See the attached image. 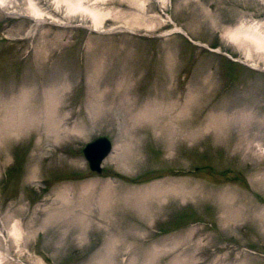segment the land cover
<instances>
[{"label":"rangeland","instance_id":"1","mask_svg":"<svg viewBox=\"0 0 264 264\" xmlns=\"http://www.w3.org/2000/svg\"><path fill=\"white\" fill-rule=\"evenodd\" d=\"M2 1L0 264H264V0Z\"/></svg>","mask_w":264,"mask_h":264},{"label":"bare ground","instance_id":"2","mask_svg":"<svg viewBox=\"0 0 264 264\" xmlns=\"http://www.w3.org/2000/svg\"><path fill=\"white\" fill-rule=\"evenodd\" d=\"M67 3H68V6H69V8L71 9V10H73V11H82V12H87V14L89 13L91 16H92V18H93V21H97V24L96 25H100V23L102 22V20L106 17V15H102V13L101 12H98V11H96V10H94V9H90V8H88V7H86V6H84L83 4H82V1H74V0H65ZM0 3H4L2 0H0ZM30 3H31V5H32V11L35 13V14H39L40 12L37 10V9H35V4L30 0ZM108 15V14H107ZM242 35H244L248 40H250V41H252V42H254L256 45H257V48L259 49V51L260 50H264V40H262V37H261V35L259 34V32H258V30H256V29H250V28H248L247 30H245V31H243L242 32ZM240 36V33H239V31H236V32H233V33H231L230 35H229V37H231V39H233V40H236L238 37ZM241 37V36H240ZM63 94V93H62ZM58 97V96H57ZM56 98V97H55ZM93 104V103H92ZM17 105H18V109H19V106L20 105H25V101L22 99L21 101H20V104H18L17 103ZM51 103L50 104H43V106L45 107V109H44V111H43V114H44V122H45V125H44V129H46L45 131L46 132H49L50 134H51V136H53V137H55V138H58V134L57 133H59V131H61V128H59L58 130H57V128L59 127V126H56L55 125V121H53V119H52V110H51ZM98 110V109H97ZM98 114V113H97ZM139 114V113H138ZM40 115H41V113H40ZM58 115H60V114H58ZM90 115H91V113H90ZM94 116V115H93ZM138 116V115H137ZM139 117V116H138ZM64 118V117H63ZM59 119V118H58ZM139 119V118H138ZM135 120V119H134ZM57 121V120H56ZM43 122V121H42ZM135 122V121H134ZM61 123V122H60ZM137 123V122H136ZM136 123H135V125H136ZM139 124V123H138ZM59 125V124H58ZM80 126V125H79ZM78 126V127H79ZM76 127V126H75ZM74 127V128H75ZM78 127H77V129L75 128V129H73V130H75V133H76V131L78 130ZM64 128V127H63ZM69 128V127H68ZM80 128V127H79ZM56 129V130H55ZM66 130V129H65ZM64 129H63V132L65 131ZM70 130H71V127H70ZM81 131V130H80ZM57 132V133H56ZM67 132V131H66ZM71 132V131H70ZM47 136H50V135H47ZM59 137H61L60 135H59ZM65 137V136H64ZM46 138V137H45ZM52 139V138H51ZM54 139V138H53ZM58 139H60V138H58ZM55 140V139H54ZM58 143V142H57ZM90 147H92V151H93V155H94V157H96L97 155H98V153L102 150V146H101V148L99 147H93L92 145H90V146H88L87 147V149H86V153L88 154V158L90 159V161H92L93 162V155H92V157H91V155L89 154L90 152L88 151V148H90ZM86 189V188H85ZM81 191V193H83V192H85V191H83V189H81L80 190ZM154 191H155V194L156 195H159V191H156V189H154ZM67 193H68V190H66V188H64L63 190H62V196L63 197H65L66 198V196H67ZM87 193H88V191H87ZM154 193V192H153ZM154 194V195H155ZM67 212H69V210H67L66 209V213ZM62 213L64 214V210L62 209ZM63 214H62V216H63ZM65 215V214H64ZM16 224V223H15ZM13 231L11 232V234H13L15 237V240H16V242L18 243L20 240H22V238L20 237V233L18 232L17 233V231L15 230V228H14V226H13ZM22 234V233H21Z\"/></svg>","mask_w":264,"mask_h":264},{"label":"water","instance_id":"3","mask_svg":"<svg viewBox=\"0 0 264 264\" xmlns=\"http://www.w3.org/2000/svg\"><path fill=\"white\" fill-rule=\"evenodd\" d=\"M90 145H92L93 147L99 146L100 148L102 146V150L98 153V155L96 157H94V155H93L92 147L88 148V151L90 152L89 154L91 155V157L93 155V162L90 161V159L88 158V154L86 153V149ZM110 149H111V142L106 137H99L96 140H94V141H92L86 145V147L83 149V153H84V156L88 162V166H89L90 170L96 171V172L101 171V162H102L103 158L109 153Z\"/></svg>","mask_w":264,"mask_h":264}]
</instances>
